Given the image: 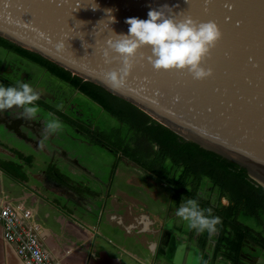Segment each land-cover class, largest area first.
I'll return each mask as SVG.
<instances>
[{
	"label": "crops",
	"instance_id": "crops-1",
	"mask_svg": "<svg viewBox=\"0 0 264 264\" xmlns=\"http://www.w3.org/2000/svg\"><path fill=\"white\" fill-rule=\"evenodd\" d=\"M0 51L4 53L0 66L10 65L5 61L8 56L30 63L4 46ZM1 78L0 83L8 86ZM67 84L91 108L115 119L101 104ZM48 92L53 99L37 102L41 112L36 121L24 119L19 108L0 113V206L31 210L51 256L65 257L70 251L65 258L69 264H173L167 248L163 253L160 249L164 223L173 220L184 228L175 208L196 198L222 220L217 237L189 231V238L203 246L201 253L212 251L215 264L219 260L264 264V207L251 211L240 206L215 189L209 178L197 194L181 185L179 176L153 173L143 155L139 161L119 146L97 143L87 127L79 131L74 113L57 107L63 95ZM53 118L62 121L64 129L44 139L43 124ZM246 217L253 219L251 224ZM0 264H23L4 243L1 225Z\"/></svg>",
	"mask_w": 264,
	"mask_h": 264
},
{
	"label": "water",
	"instance_id": "water-1",
	"mask_svg": "<svg viewBox=\"0 0 264 264\" xmlns=\"http://www.w3.org/2000/svg\"><path fill=\"white\" fill-rule=\"evenodd\" d=\"M163 5L177 20L191 16L219 25L223 37L204 63L214 74L195 80L187 71H156L145 59L123 87H113L105 73L122 65L106 62V41L115 38L113 31L128 33V18L147 19L149 10ZM0 39L127 102L244 168L264 187V0H0ZM141 51L151 54L150 48ZM39 90L50 95L43 86ZM183 227L164 223L161 252L167 248L173 264H215L214 253H201L203 246Z\"/></svg>",
	"mask_w": 264,
	"mask_h": 264
},
{
	"label": "clouds",
	"instance_id": "clouds-1",
	"mask_svg": "<svg viewBox=\"0 0 264 264\" xmlns=\"http://www.w3.org/2000/svg\"><path fill=\"white\" fill-rule=\"evenodd\" d=\"M207 2L211 3V0ZM167 8L170 7L163 5L160 9L149 10L147 19L128 18L125 21L130 26L127 34L113 31L115 38L106 41L103 55L106 62L116 61L122 66L105 73V79L110 85L123 87L137 64L145 59L156 71H187L195 80L202 81L214 74L210 67H204V63L223 37L219 25L215 21L199 22L191 16L177 20L175 15H169L163 10ZM107 11L111 23L116 22L115 17L111 16V10ZM64 47L63 41L56 44L58 50ZM145 48L151 49L150 55L141 51ZM40 99L41 93L28 82L20 80L8 86L0 83V113L19 108L23 110L24 119L36 121L41 112L37 104ZM57 107L62 108L63 105ZM63 129V122L53 118L43 124L42 136L47 139ZM44 146L42 140L39 147L43 149ZM175 216L185 222L189 231L195 230L197 234L207 231L210 236L215 235L218 226L222 224L221 218L213 215V208L201 207L196 198H190L176 207Z\"/></svg>",
	"mask_w": 264,
	"mask_h": 264
},
{
	"label": "trees",
	"instance_id": "trees-1",
	"mask_svg": "<svg viewBox=\"0 0 264 264\" xmlns=\"http://www.w3.org/2000/svg\"><path fill=\"white\" fill-rule=\"evenodd\" d=\"M0 45L45 67L61 80L70 83L73 87L101 104L109 114L115 116L130 129L137 131L144 144L154 145L159 150L162 159H169L177 167H181L184 175L193 176L195 182L200 181L202 177H207L240 206L243 204L245 205L243 207L251 211L264 207V187L257 185L244 168L200 147L198 144L182 139L170 129L153 121L137 108L112 96L98 86L83 81L69 72L1 39ZM154 148L152 147L153 150ZM137 159L143 161L144 158L142 159L141 156ZM180 184L182 185V183Z\"/></svg>",
	"mask_w": 264,
	"mask_h": 264
},
{
	"label": "flooded vegetation",
	"instance_id": "flooded-vegetation-1",
	"mask_svg": "<svg viewBox=\"0 0 264 264\" xmlns=\"http://www.w3.org/2000/svg\"><path fill=\"white\" fill-rule=\"evenodd\" d=\"M20 57L28 60L22 55H20ZM5 61H8L10 65L7 66L2 64L0 66L1 79L7 78L14 84L22 80L30 83L38 92H40L39 88L43 86L45 88L47 87L52 93L55 91L56 93L63 95V99L58 101L59 104L63 105L62 108L64 110L66 109V111L74 113V119L77 121L76 126L79 131H85V128L87 127L90 132L94 133V139L96 142L98 141L107 145L112 144L119 146L121 149L126 150L129 154L134 155L137 158L143 155L147 164L151 165L148 168L153 171V173H160L162 175L167 173L179 176V182L182 183L185 188L189 187L193 193L200 194L206 188L205 182L207 177H202L200 181L195 182L193 176L184 175L181 167H177L172 162V166H168L167 162L170 160L166 158L162 159L159 155V150L154 145L147 143L144 144L137 131L130 129L115 116H113L115 117L114 120H110L107 116H104L94 108H91L85 103V101L76 96L74 92L70 91V88L65 87L68 85L67 82L61 80L49 70L43 69V66L31 60H28L30 63H26L20 61L19 58L13 59L9 56L5 58ZM25 75L26 78H24ZM41 96L45 98L44 101H48V99H51L52 101L53 99L51 95H45L43 93H41ZM152 147H155L154 150ZM215 189L221 191L218 186H215ZM215 189H212V194H215ZM238 214L240 213L238 212ZM212 237H217V235H212Z\"/></svg>",
	"mask_w": 264,
	"mask_h": 264
},
{
	"label": "built area",
	"instance_id": "built-area-1",
	"mask_svg": "<svg viewBox=\"0 0 264 264\" xmlns=\"http://www.w3.org/2000/svg\"><path fill=\"white\" fill-rule=\"evenodd\" d=\"M31 210L22 205L0 206L2 239L12 247L23 264H69L65 257H53L42 243V226Z\"/></svg>",
	"mask_w": 264,
	"mask_h": 264
},
{
	"label": "rangeland",
	"instance_id": "rangeland-1",
	"mask_svg": "<svg viewBox=\"0 0 264 264\" xmlns=\"http://www.w3.org/2000/svg\"><path fill=\"white\" fill-rule=\"evenodd\" d=\"M3 54L4 53H2V51H0V56H3ZM13 59H14V57H12ZM246 219L248 220V222L247 223H249V224H251V221L253 220L252 218L250 219L249 217H246ZM254 222V221H253ZM1 249H2V255H4L5 253H4V248H3V246H2V244H1Z\"/></svg>",
	"mask_w": 264,
	"mask_h": 264
}]
</instances>
